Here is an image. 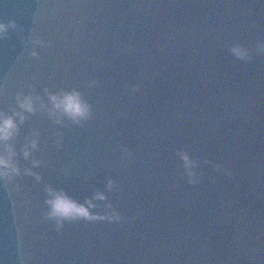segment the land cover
<instances>
[{"label":"water","instance_id":"obj_1","mask_svg":"<svg viewBox=\"0 0 264 264\" xmlns=\"http://www.w3.org/2000/svg\"><path fill=\"white\" fill-rule=\"evenodd\" d=\"M224 4L0 0L9 25L0 34V113L18 124L4 144L20 168L0 177V264L197 263ZM74 92L87 118L54 106L52 95ZM28 95L34 112L20 107ZM49 189L92 216L53 217Z\"/></svg>","mask_w":264,"mask_h":264},{"label":"clouds","instance_id":"obj_2","mask_svg":"<svg viewBox=\"0 0 264 264\" xmlns=\"http://www.w3.org/2000/svg\"><path fill=\"white\" fill-rule=\"evenodd\" d=\"M9 25L0 22V34L6 33ZM238 55H244L243 49H235ZM52 101L54 106L61 109L63 112L70 115L73 119L87 118L90 115L89 105L83 101L78 92L66 94L64 96L52 95ZM20 107L22 110L28 112L36 111L35 100L31 95L24 96L22 98L18 97ZM20 115L21 122L25 119L23 111L17 113ZM18 131V124L14 116H8L4 113H0V144L12 139ZM37 139L33 138L31 143V148H35L37 145ZM31 148L25 146L24 155L25 157L30 156ZM4 151H0V177L10 178L13 175L20 173L19 166L13 160L15 155L14 149L11 144H4ZM187 165H191L192 161L187 153L183 155ZM35 163H39L36 161ZM51 194V199L49 204L51 206L50 215L60 219L75 218V217H91L92 213L88 206L78 203L77 201L69 198L66 194L62 192H54L49 189ZM98 199H104L103 193H97ZM91 205V201H89ZM94 206V205H93Z\"/></svg>","mask_w":264,"mask_h":264}]
</instances>
